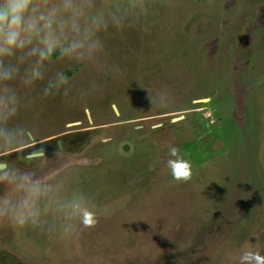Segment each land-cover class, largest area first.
Returning <instances> with one entry per match:
<instances>
[{"label": "rangeland", "instance_id": "obj_1", "mask_svg": "<svg viewBox=\"0 0 264 264\" xmlns=\"http://www.w3.org/2000/svg\"><path fill=\"white\" fill-rule=\"evenodd\" d=\"M92 3L108 23L102 52L54 56L32 85L34 57L6 60L20 69L6 82L20 103L0 128L34 137L0 151V264H239L244 249L264 257V0ZM172 147L191 164L187 180L167 166ZM40 149L45 161L19 154ZM26 175L40 188L30 207L21 206ZM18 211L36 222L13 226Z\"/></svg>", "mask_w": 264, "mask_h": 264}, {"label": "clouds", "instance_id": "obj_2", "mask_svg": "<svg viewBox=\"0 0 264 264\" xmlns=\"http://www.w3.org/2000/svg\"><path fill=\"white\" fill-rule=\"evenodd\" d=\"M94 7L92 0L87 3L79 0H0V119L16 117L19 100L16 92L6 82H11L19 75L20 69L6 60L18 57L20 60L33 61L34 67L25 71L26 85H32L43 79L39 71L45 63H52L53 57L61 59L85 60L103 51V43L98 35L108 27L103 12L91 13ZM115 26L123 24V14L119 7L112 13ZM67 78L61 74L54 87L59 88ZM48 90L46 89V92ZM34 135L24 128H0V151L11 154L31 143ZM28 161H45L43 149L38 153H19ZM167 166L175 180H187L191 176V164L184 159L178 148L172 147ZM7 163L0 161V182L8 173ZM26 197L22 207H30L40 194L39 182L31 181L24 176ZM94 213L87 207L79 209L83 224L94 223ZM10 222L13 226L24 227L35 223V213L28 211L15 212ZM239 264H264V257L251 250L244 249L238 257Z\"/></svg>", "mask_w": 264, "mask_h": 264}, {"label": "flooded vegetation", "instance_id": "obj_3", "mask_svg": "<svg viewBox=\"0 0 264 264\" xmlns=\"http://www.w3.org/2000/svg\"><path fill=\"white\" fill-rule=\"evenodd\" d=\"M56 140V139H55ZM61 142V141H60ZM56 144H57V146H56ZM56 144H55V142H54V147H56V148H58L59 146H60V144L58 143V140H57V142H56Z\"/></svg>", "mask_w": 264, "mask_h": 264}]
</instances>
